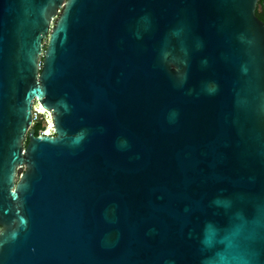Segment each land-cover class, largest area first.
Returning a JSON list of instances; mask_svg holds the SVG:
<instances>
[{"label":"water","instance_id":"1","mask_svg":"<svg viewBox=\"0 0 264 264\" xmlns=\"http://www.w3.org/2000/svg\"><path fill=\"white\" fill-rule=\"evenodd\" d=\"M257 10L0 0V264H264Z\"/></svg>","mask_w":264,"mask_h":264},{"label":"built area","instance_id":"2","mask_svg":"<svg viewBox=\"0 0 264 264\" xmlns=\"http://www.w3.org/2000/svg\"><path fill=\"white\" fill-rule=\"evenodd\" d=\"M36 106L38 105H33V109H32V125H36L38 122H41L40 118V113H44V111H40L39 109H36ZM42 117V116H41ZM44 122L46 123V128L48 126V122H49V117L44 115ZM44 133L46 132V129L43 131ZM47 134H52V133H47Z\"/></svg>","mask_w":264,"mask_h":264},{"label":"flooded vegetation","instance_id":"3","mask_svg":"<svg viewBox=\"0 0 264 264\" xmlns=\"http://www.w3.org/2000/svg\"><path fill=\"white\" fill-rule=\"evenodd\" d=\"M40 123H41V126H40L39 129L36 128V125H34L33 128H34L35 131L38 130L39 132H43L46 129V123L44 122V115L42 116V119H41ZM48 133H50V128H49V132Z\"/></svg>","mask_w":264,"mask_h":264},{"label":"trees","instance_id":"4","mask_svg":"<svg viewBox=\"0 0 264 264\" xmlns=\"http://www.w3.org/2000/svg\"><path fill=\"white\" fill-rule=\"evenodd\" d=\"M261 1V0H260ZM256 15H257V17L259 18V19H261V20H263L264 21V13L263 12H259L258 10L256 11ZM40 126H41V123L40 122H38L37 124H36V128H40ZM39 133V131L37 130V131H35V134L37 135Z\"/></svg>","mask_w":264,"mask_h":264},{"label":"bare ground","instance_id":"5","mask_svg":"<svg viewBox=\"0 0 264 264\" xmlns=\"http://www.w3.org/2000/svg\"><path fill=\"white\" fill-rule=\"evenodd\" d=\"M36 109H39L40 111H43V110H41V108L39 107V106H36ZM50 126H51V123H50V121L48 122V126H47V128H46V132H49V128H50Z\"/></svg>","mask_w":264,"mask_h":264},{"label":"rangeland","instance_id":"6","mask_svg":"<svg viewBox=\"0 0 264 264\" xmlns=\"http://www.w3.org/2000/svg\"><path fill=\"white\" fill-rule=\"evenodd\" d=\"M39 119H42V117L40 116V118ZM48 133V132H47Z\"/></svg>","mask_w":264,"mask_h":264}]
</instances>
